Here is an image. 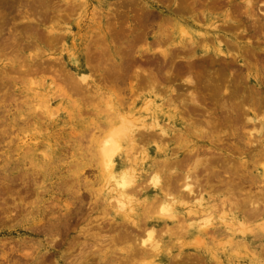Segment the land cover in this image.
Listing matches in <instances>:
<instances>
[{"label": "rangeland", "instance_id": "1", "mask_svg": "<svg viewBox=\"0 0 264 264\" xmlns=\"http://www.w3.org/2000/svg\"><path fill=\"white\" fill-rule=\"evenodd\" d=\"M218 46L225 55L214 54ZM263 79L264 0H0V264H250L255 254L264 261ZM120 117L132 135L116 172L134 184L122 212L98 153ZM155 174L160 189L149 183ZM185 183L194 195L182 192ZM165 195L182 201L172 219L155 211ZM201 196L213 202L212 225L190 235L188 211ZM54 222L65 231L56 234ZM145 228L159 253L137 247Z\"/></svg>", "mask_w": 264, "mask_h": 264}, {"label": "bare ground", "instance_id": "2", "mask_svg": "<svg viewBox=\"0 0 264 264\" xmlns=\"http://www.w3.org/2000/svg\"><path fill=\"white\" fill-rule=\"evenodd\" d=\"M195 1V0H194ZM199 2V1H198ZM176 4V3H175ZM190 4V3H189ZM203 4V3H202ZM201 4V5H202ZM205 5V4H204ZM186 6V5H185ZM178 7V6H177ZM203 7V6H202ZM205 7H207V6H205ZM176 8V7H175ZM181 8V7H180ZM187 8V7H186ZM235 8V7H234ZM181 9H183V8H181ZM185 9V8H184ZM188 9V8H187ZM190 9V8H189ZM196 9V8H195ZM194 9V10H195ZM198 9V11H199V8H197ZM252 8H250V10H251ZM250 10H248V11H250ZM245 11H246V9H245ZM252 11V10H251ZM192 12V11H191ZM193 12H195V11H193ZM241 12V11H240ZM253 12V11H252ZM251 12V13H252ZM236 13V12H235ZM259 14V13H258ZM240 15V14H239ZM253 15V13L251 14V16ZM262 15H263V13H262ZM237 16V15H236ZM250 16V15H249ZM198 17V16H197ZM226 17V16H225ZM232 20V19H231ZM167 21V20H166ZM170 21V20H169ZM259 21V20H258ZM168 23V22H167ZM252 23V22H251ZM256 23V22H255ZM228 25V24H227ZM232 25V24H231ZM251 25V24H250ZM253 25V24H252ZM220 27V26H219ZM223 27V26H222ZM258 28H259V26H258ZM210 29V28H209ZM221 29V28H220ZM238 29V28H237ZM261 29H262V27H261ZM234 30H235V28H234ZM181 32V31H180ZM262 32V31H261ZM163 33V32H162ZM165 33V32H164ZM166 34V33H165ZM170 34V33H169ZM199 34V33H198ZM201 34V33H200ZM202 35V34H201ZM133 36V35H132ZM168 36H170V35H168ZM223 36V35H222ZM137 37V36H136ZM172 37V36H171ZM170 37V38H171ZM219 37V36H218ZM218 37L217 36H215L214 37V40L216 41V42H218L219 43V40H218ZM168 38V37H167ZM203 38V36H201V39ZM220 38H221V36H220ZM235 38V37H234ZM204 39V38H203ZM209 39V38H208ZM207 39V40H208ZM206 40V39H205ZM204 40V41H205ZM210 40H212V38L210 39ZM209 40V41H210ZM218 40V41H217ZM224 40V39H223ZM230 40V39H229ZM202 41V40H201ZM204 41H202V42H200V43H204ZM213 41V40H212ZM188 42V41H187ZM197 42V41H196ZM209 43V42H208ZM211 43V42H210ZM185 44V43H184ZM212 44V43H211ZM225 44H226V42H225ZM227 44H228V41H227ZM236 44V43H235ZM229 45V44H228ZM185 46V45H184ZM184 46H183V48H184ZM193 47H195V46H193ZM226 47V46H225ZM192 48V47H191ZM182 49V48H181ZM186 49V48H185ZM185 49H183V50H185ZM189 49V48H188ZM193 49V48H192ZM190 50V49H189ZM231 50V49H230ZM229 50V51H230ZM233 50V49H232ZM236 50V49H235ZM186 51V50H185ZM194 51V50H193ZM168 52V51H167ZM177 52V51H176ZM182 52V51H181ZM187 52H188V50H187ZM203 53L205 52V50L204 51H202ZM228 52V51H227ZM231 52V51H230ZM164 53H166V52H164ZM184 53V52H183ZM190 52H188V54H189ZM208 54V53H207ZM215 55H225L226 53L225 52H223L222 51V49H221V47L220 46H218L217 47V49L215 50V53H214ZM213 54V55H214ZM229 54V53H228ZM233 53H231L230 55H232ZM171 55H174V54H171ZM190 55V54H189ZM184 56V55H183ZM212 56V55H211ZM233 56H235V55H233ZM164 57V56H163ZM165 57H166V55H165ZM206 57V56H205ZM229 57V56H228ZM231 57V56H230ZM167 58V57H166ZM169 58V57H168ZM182 58V57H181ZM185 58V57H184ZM196 57H194V59H195ZM198 58V57H197ZM196 58V59H197ZM208 58V57H207ZM209 58H210V56H209ZM254 58V57H253ZM202 59H203V56H202ZM211 59V58H210ZM220 60V59H219ZM225 60V59H224ZM230 60V59H229ZM254 60V59H253ZM190 61V60H189ZM252 61V60H251ZM257 61V60H256ZM263 61V60H262ZM187 62H188V60H187ZM232 62V61H231ZM244 62V61H243ZM229 64V63H228ZM235 64V63H234ZM247 64V63H246ZM250 64V63H249ZM170 65V64H169ZM253 65H255V64H253ZM190 67H191V65H189ZM249 66V65H248ZM194 67V66H193ZM247 67V66H246ZM238 68V67H237ZM189 69V68H188ZM193 69V68H192ZM247 69H249V68H247ZM169 70V69H168ZM236 70V69H235ZM239 70V69H238ZM136 71V70H135ZM170 71V70H169ZM232 71V70H231ZM237 71V70H236ZM243 71V70H242ZM194 72V71H193ZM192 72V73H193ZM234 72V71H233ZM190 72H188V74H189ZM236 73H239V71L238 72H236ZM144 74V73H143ZM195 74V73H194ZM241 74V73H240ZM248 74V73H247ZM138 75V74H137ZM146 75V74H145ZM155 75V74H154ZM168 75V74H167ZM191 75V74H190ZM197 75V74H196ZM193 76V75H192ZM239 76V75H238ZM246 76V75H245ZM245 76H242V78L243 77H245ZM151 77V76H150ZM235 78H237L236 76H234ZM157 78V77H156ZM192 78V77H191ZM241 78V79H242ZM137 79V78H136ZM234 79V78H233ZM254 79V78H253ZM153 80H155V79H153ZM239 80V79H238ZM245 79H243V81H244ZM262 80V79H261ZM149 81H151V80H149ZM263 81H264V79H263ZM151 83V82H150ZM244 83V82H243ZM189 84V83H188ZM238 84V83H237ZM236 84V85H237ZM151 85H154V83H151ZM189 85H191V84H189ZM234 85V84H233ZM239 85H241V84H239ZM247 85V84H246ZM156 86V85H155ZM192 86V85H191ZM196 86V85H195ZM194 86V87H195ZM238 86V85H237ZM248 86V85H247ZM223 87H225V86H223ZM233 87V86H232ZM226 88V87H225ZM237 88V87H236ZM150 89V88H149ZM197 89V88H196ZM227 89V88H226ZM240 89V88H239ZM242 89V88H241ZM252 89V88H251ZM250 89V90H251ZM31 90L34 92V94H35V96L33 97V99L36 97V99H37V96H40V95H42L39 91H40V89L39 88H31ZM260 90V89H259ZM236 91V90H235ZM234 91V92H235ZM243 91V90H242ZM194 92H196V91H194ZM194 92L192 93L193 95H194ZM233 92V93H234ZM258 92V91H257ZM153 93V92H152ZM162 93V92H161ZM197 93V92H196ZM232 93V94H233ZM237 93V92H236ZM241 93V92H240ZM244 93V92H243ZM247 93V92H246ZM33 94V95H34ZM245 94V93H244ZM247 94H249V93H247ZM262 94H264V93H262ZM28 95V94H27ZM32 95V96H33ZM174 95V94H173ZM172 95V96H173ZM190 95H191V93H190ZM235 95V94H234ZM157 96V95H156ZM155 96V97H156ZM242 96V95H241ZM247 96V95H246ZM178 97H179V95H178ZM177 97V98H178ZM195 97V96H194ZM197 97V96H196ZM244 97V96H243ZM242 97V98H243ZM248 97V96H247ZM246 97V98H247ZM30 98V97H29ZM169 98V97H168ZM176 98V99H177ZM198 98V97H197ZM200 98V97H199ZM245 98V99H246ZM251 98V97H250ZM256 98H257V96H256ZM255 98V99H256ZM32 99V98H31ZM45 99V98H44ZM183 99V98H182ZM240 99H241V97H240ZM239 99V100H240ZM244 99V98H243ZM259 99H260V97H259ZM190 100H191V102H195L196 100H197V102H199V100L198 99H195L194 100V98H192V95H191V98H190ZM251 100V99H250ZM264 100V99H263ZM154 101V100H153ZM236 101V100H235ZM234 100H233V102H235ZM242 101V100H241ZM254 101V100H253ZM252 101V102H253ZM261 101V100H260ZM225 102V101H224ZM238 102V101H237ZM246 103H247V101H245ZM244 102V103H245ZM249 102V101H248ZM50 102L49 101H47V99L46 100H44V102L43 103H41L40 102V105H42L43 106V109H46V108H48L49 106H50V104H49ZM150 103V102H149ZM196 103V102H195ZM228 103V102H227ZM230 103V102H229ZM241 103H243V102H241ZM250 103H251V101H250ZM249 103V104H250ZM255 103V102H254ZM258 104H260L259 102H257ZM175 104V103H174ZM198 104V103H197ZM226 104V103H225ZM225 104H224V106H225ZM233 104V103H232ZM231 104V106H233V105H235V104H233L232 105ZM240 104V103H239ZM248 104V105H249ZM261 104H263V103H261ZM145 105V104H144ZM168 105H169V103H168ZM227 105V104H226ZM230 105V104H229ZM256 105V104H255ZM37 106V105H36ZM149 105L147 104L146 105V107H148ZM174 106V105H173ZM186 106V105H185ZM193 106V105H192ZM238 106V105H237ZM247 106V105H246ZM263 106L264 105H262V108H263ZM39 107V106H38ZM155 107V106H154ZM197 107V106H196ZM228 107H230V106H228ZM250 107H251V109L253 108V106H252V104L250 105ZM250 107L248 108V109H250ZM255 107V106H254ZM143 108V107H142ZM199 108V107H198ZM203 108V107H202ZM256 108V107H255ZM261 108V109H262ZM173 109V108H172ZM176 108L174 107V110H175ZM178 109V108H177ZM186 109V108H185ZM200 109V108H199ZM227 109V108H226ZM231 110H232V108H230ZM234 110H235V108H233ZM238 109V108H237ZM236 109V110H237ZM243 109H244V107H243ZM247 109V108H246ZM258 109H260L259 107H258ZM260 109V110H261ZM144 110H146V109H144ZM183 110V109H182ZM242 110V109H241ZM245 110V109H244ZM253 110V109H252ZM255 110V109H254ZM257 110V109H256ZM45 111V110H44ZM239 110H237V112H238ZM243 111V110H242ZM247 111V110H246ZM245 111V112H246ZM232 112H233V110H232ZM244 112V111H243ZM242 112V113H243ZM230 113V112H229ZM240 113V112H239ZM48 114V113H47ZM231 114V113H230ZM241 114V113H240ZM165 115V114H164ZM235 116V115H234ZM238 116V115H237ZM124 118V117H123ZM122 118V120H121V117H120V120H121V122L119 123V124H116V125H114V126H111V128L109 129V131H108V133L104 136V138L102 139V141H100V146H99V149H98V153H99V157L101 158V163H99L100 165H102V173H104L105 174V178H106V180L104 181V183H105V187L108 189V191H110L111 193H113L114 195L113 196H111V199L112 200H114V207L117 209V211H120V212H122L121 210H127V209H129L130 208V202H129V198L128 197H126L125 198V191H126V189L132 184V177L130 176V174H127V172L125 171V172H119V173H117L116 172V158H117V155L120 153V151H121V148H122V143H123V139H125V137H127V135H129V137H130V135H132L131 133H132V128H131V121H129V120H126V119H123ZM234 118V117H233ZM144 119V118H143ZM133 120H135V119H133ZM132 120V121H133ZM140 120V119H139ZM138 121V120H137ZM137 121H136V123H137ZM155 122V121H154ZM142 123V122H141ZM149 124V126L151 127V129H153L152 128V124L151 123H148ZM151 124V125H150ZM155 125V124H154ZM157 125V124H156ZM155 125V126H156ZM249 125V124H248ZM149 127V128H150ZM134 128V127H133ZM242 128H243V126H242ZM105 129V128H104ZM138 129V127H136V130ZM151 129H149V130H151ZM144 130V129H143ZM143 130H140V131H143ZM246 130V129H245ZM244 130V131H245ZM252 130V129H251ZM264 130V129H263ZM137 131H139V130H137ZM136 131V132H137ZM155 131V130H154ZM256 131V130H255ZM145 133H146V131H144ZM152 132V131H151ZM150 132V133H151ZM147 133H148V135H150V133L147 131ZM161 133H163V131H161ZM161 133H158L157 135L158 136H160V134ZM264 133V132H263ZM139 134V133H138ZM152 134V136H153V132L151 133ZM252 134V133H251ZM134 135V134H133ZM137 135V134H136ZM136 135H135V137H136ZM140 135H141V133H140ZM155 135V134H154ZM156 135V136H157ZM157 136V137H158ZM143 137V136H142ZM145 137V136H144ZM150 137V136H149ZM132 138H134V136H132ZM159 138V137H158ZM157 138V139H158ZM160 138H161V136H160ZM165 138V137H164ZM178 138V137H177ZM141 140H142V138H141ZM159 140H162V139H159ZM260 142V141H259ZM133 143H134V141H133ZM137 143V142H136ZM162 143V142H161ZM250 147H251V145H250ZM139 149V148H138ZM258 149V148H257ZM172 151V150H171ZM261 151V150H260ZM97 152V151H96ZM172 153V152H171ZM263 156V155H262ZM99 165V166H100ZM162 165V164H161ZM165 165H167V164H165ZM264 166V165H263ZM101 168V167H100ZM264 168V167H263ZM132 169V168H131ZM131 171H133V169L131 170ZM161 171V170H160ZM263 172H264V170H263ZM133 173H134V171H133ZM168 174V173H167ZM263 175V174H262ZM164 177V176H163ZM264 177V176H263ZM170 179V178H169ZM250 179V178H249ZM252 179V178H251ZM168 181V180H167ZM149 183H150V185H151V187L152 188H154V189H160V185H161V179H160V176L158 177V175L157 174H155V175H153V176H151L150 178H149ZM249 183V182H248ZM103 185V184H102ZM132 185H134V184H132ZM163 186H164V184H163ZM259 186V185H258ZM263 187L262 188H264V184L262 185ZM103 187V186H102ZM132 189V188H131ZM128 190V189H127ZM129 191V190H128ZM258 191V190H257ZM182 192H187L190 196L191 195H194V187L191 185V184H189V183H185V185L183 186V190H182ZM187 195V194H186ZM169 195H165L163 198H162V201H161V204L159 205V203H158V205L159 206H157V205H155L156 207H158V210H157V208H156V210L155 211H157L158 212V214L159 215H161L162 217H164V218H174V215H173V213H171V207H172V205H174V204H176V203H182V201H180V200H178V199H174V197L172 196V197H169V198H167ZM188 196V195H187ZM197 196H199V195H197ZM229 196V195H228ZM179 197V196H178ZM208 197V196H207ZM251 197V196H250ZM179 198H181V196L179 197ZM193 198H194V196H193ZM182 199H184V198H182ZM209 199V198H208ZM251 199V198H250ZM220 200H222V199H220ZM219 200V201H220ZM231 200V199H230ZM246 200V199H245ZM244 200V201H245ZM248 200V199H247ZM256 200V199H255ZM260 200H261V198H260ZM225 201V200H224ZM252 201H253V199H252ZM257 201V200H256ZM259 201V200H258ZM195 202H196V200H195ZM223 201H221V203H222ZM233 202V201H232ZM246 202V201H245ZM251 202V201H250ZM262 202V201H261ZM112 201H111V205H112ZM237 204H238V202H236ZM255 203V202H254ZM257 203V202H256ZM263 203V202H262ZM210 203L207 201V199H205L204 197H200L199 199H198V203H197V205L195 206V209H196V211H188L190 214H193L195 217H194V221L193 222H191V223H189V225H188V234H190V235H192V234H194V231L196 230H204V229H206L208 226H210V225H212L211 224V221H212V218H211V216H213V215H211L210 216V214H211V212H213V211H209V209L210 208H212V207H214L212 204H213V202H212V204L211 205H209ZM223 204V203H222ZM221 204V205H222ZM228 204V203H227ZM235 204V203H234ZM240 204V203H239ZM234 205L235 207L236 206H240V205ZM258 204V203H257ZM256 204V205H257ZM261 204V203H260ZM185 205V204H184ZM194 205V204H193ZM244 205H246V204H244ZM256 205H255V208H257L256 207ZM155 206L153 207V209L155 208ZM230 206V205H229ZM243 206V205H242ZM258 206V205H257ZM222 207V206H221ZM224 207H225V205H224ZM224 207H223V209H224ZM245 206H243V208H244ZM251 207V206H250ZM253 207V206H252ZM190 208V207H189ZM234 208V207H233ZM246 208V207H245ZM244 208V209H245ZM262 208V207H261ZM229 209V208H228ZM187 210H189V209H187ZM211 210V209H210ZM219 210V209H218ZM247 210H249V209H247ZM247 210H245V211H247ZM254 210H256V209H254ZM129 211V210H128ZM237 211V210H236ZM259 211V210H258ZM262 211H264V210H262ZM131 212V211H130ZM188 212H187V214L186 215H189L188 214ZM224 213H230V209L228 210V211H223ZM242 212H243V210H242ZM64 213V212H63ZM147 213V212H146ZM152 213H153V211H152ZM249 213H250V211H249ZM261 213H264V212H260V214ZM202 214H206V215H204V216H202ZM238 214V213H237ZM246 214V213H245ZM256 214V213H255ZM252 215V214H251ZM64 216V215H63ZM65 216H66V214H65ZM226 216V215H225ZM68 216H66V218H67ZM252 217V216H251ZM254 217V216H253ZM252 217V218H253ZM61 218H63L62 216H61ZM60 217L58 218L59 219V221H60V219H61ZM247 218H248V216H247ZM58 219H56V221H58ZM64 219V218H63ZM63 219H61V220H63ZM177 219V218H176ZM192 220H193V218H191ZM190 219V220H191ZM223 219V218H222ZM251 219V218H250ZM65 221H67V220H65L64 219V222ZM177 221V220H176ZM181 221V220H180ZM182 221H184V220H182ZM239 221V224H236V225H239L238 227H240V225H242V226H244V221H241V220H238ZM53 222V221H52ZM68 222V221H67ZM56 222H54L53 224L54 225H52L53 226V228H54V230L53 231H55V233L56 234H58L59 232H60V230L59 231H56V230H58L59 228V223H56ZM60 223H62V222H60ZM96 223V222H95ZM135 227H139V225L135 222V221H133V222H131ZM184 223V222H183ZM183 223L181 222V224H182V226H184L185 225V223H184V225H183ZM248 223V222H247ZM64 225L66 224V226H67V223H63ZM223 224H229V223H223ZM69 225V224H68ZM258 225V224H257ZM260 225V224H259ZM258 225V226H259ZM46 226H47V224H46ZM51 226V227H52ZM114 226V225H113ZM122 226V225H121ZM124 226V225H123ZM131 226V225H130ZM166 226V225H165ZM186 227H185V229L187 228V224L185 225ZM248 226V225H247ZM45 227V226H44ZM61 227V226H60ZM112 227V226H111ZM129 227V226H128ZM144 227H146V226H144ZM236 227V226H235ZM244 227H246V226H244ZM260 227H264V220H263V222H262V225H260L259 226V228ZM45 228H47V227H45ZM49 228V227H48ZM47 228V229H48ZM62 228L63 227H61V230H62ZM126 229L125 230H127V227H125ZM129 228H131V227H129ZM167 228V227H166ZM64 229V228H63ZM123 229V228H122ZM142 229V228H141ZM162 229V228H161ZM185 229H183V230H185ZM195 229V230H194ZM237 229V228H236ZM240 229H241V227H240ZM242 229H243V227H242ZM242 229L241 230H236L237 232H240V234H241V231H242ZM40 230V229H39ZM49 231H50V229H48ZM110 230H111V228H110ZM112 230H114V229H112ZM121 230V229H120ZM124 230V231H125ZM244 230V229H243ZM261 230V229H260ZM64 231H65V229H64ZM67 231V230H66ZM119 231V230H118ZM130 232L131 231H134L133 229H131V230H129ZM153 228L152 229H150V230H147L146 228H145V231L144 232H146L145 233V238L143 237V239H141L140 240V242L139 241H137V242H139V245H137V247L138 246H142V247H149V249L151 250H149L150 252H152V253H155V254H157V253H159V250H160V247H159V245H158V242H155V240L152 238V234L154 235V233H153ZM228 231V230H227ZM43 232V231H42ZM51 232V234L53 233L52 231H50ZM111 232V231H110ZM161 232V231H160ZM159 232V233H160ZM178 232V231H177ZM242 232H244V231H242ZM44 233V232H43ZM54 233V234H55ZM63 233V232H62ZM86 233V232H85ZM96 233V232H95ZM112 233V232H111ZM110 233V234H111ZM113 233H114V231H113ZM119 233V232H118ZM121 233H123L122 231H121ZM124 233H126V232H124ZM142 233V232H141ZM182 233H183V231H182ZM196 233V232H195ZM45 234V233H44ZM49 234V233H48ZM87 234V233H86ZM99 234V233H98ZM128 234V233H127ZM126 234V235H127ZM142 234H144V233H142ZM213 234V233H212ZM212 234H210V235H212ZM37 235V234H36ZM50 235V234H49ZM83 235V234H82ZM158 235V234H157ZM45 236V235H44ZM59 236V235H58ZM90 236V235H89ZM89 236H88V238H89ZM95 236H97V235H95ZM113 236V235H112ZM133 236H134V233H133ZM143 236V235H142ZM214 236V235H213ZM212 236V238H214ZM53 237H54V235H53ZM93 237V236H92ZM154 237V236H153ZM135 238H136V236H135ZM138 238V237H137ZM136 238V239H137ZM72 239V238H71ZM91 239V238H90ZM97 239V238H96ZM119 239H121V238H119ZM118 239V240H119ZM124 239H126V238H124ZM132 239H134V237L132 238ZM135 239V240H136ZM139 239V238H138ZM159 239V238H158ZM215 239V238H214ZM57 240V239H56ZM99 240V239H98ZM122 240V239H121ZM127 240V239H126ZM198 240V239H197ZM202 240V239H201ZM230 240V239H229ZM109 241V240H108ZM129 241V240H128ZM158 241V240H157ZM215 241H218V240H216L215 239ZM214 241V242H215ZM238 241H240V240H238ZM58 241H55V244H58L57 243ZM97 242V241H96ZM96 242H95V244H96ZM195 242H196V239H195ZM194 242V243H195ZM236 242V241H235ZM50 243V242H49ZM53 243V242H52ZM60 243V242H59ZM109 243V242H108ZM134 243H135V241H134ZM198 243V244H197ZM197 243H195L196 245H198L199 246V243H201V242H197ZM213 243V242H212ZM216 243V242H215ZM218 243V242H217ZM244 243V242H243ZM51 244V243H50ZM93 244V243H92ZM98 244V243H97ZM107 244V243H106ZM119 244V243H118ZM133 244V243H132ZM191 244H193V243H191ZM202 244V243H201ZM220 244V242L218 243V245ZM232 245H233V243H231ZM236 244V243H235ZM238 244H239V242H238ZM54 245V244H53ZM82 245V244H81ZM81 245H79V246H81ZM241 245V244H240ZM49 246H51V245H49ZM54 246H56V245H54ZM84 246V245H83ZM91 246H93V245H91ZM203 246V245H202ZM87 248L89 247V246H86ZM102 247V246H101ZM113 247V246H112ZM134 247V246H133ZM137 247H135V248H137ZM233 247V246H232ZM235 247V246H234ZM94 248H97V247H94ZM20 249V248H19ZM45 249V245L44 246H41V249H38L37 250V255L38 254H40L41 252H42V250H44ZM50 251H52V252H55V250H54V248L53 247H51V248H48ZM80 249H84V248H80ZM92 249V248H91ZM97 249H99V248H97ZM103 249V248H102ZM139 249V248H138ZM242 249H244V248H242ZM255 249V248H254ZM14 250V249H13ZM21 250V249H20ZM27 250V249H26ZM94 250V249H93ZM100 250V249H99ZM98 250V251H99ZM122 250V249H121ZM143 250V249H142ZM142 250H141V252H142ZM144 250L146 251V249L144 248ZM148 250V249H147ZM209 250V249H208ZM233 250H235V248L233 249ZM245 250V249H244ZM249 250V248L247 249V251ZM260 250V249H259ZM262 250V249H261ZM264 250V249H263ZM19 251V250H18ZM21 251H23V250H21ZM212 251V250H211ZM253 252H257V250H252ZM251 251V253H253ZM20 252V251H19ZM25 252V251H24ZM36 252V251H35ZM87 252V251H86ZM94 252V251H93ZM126 252V251H125ZM147 252V251H146ZM234 252V251H233ZM249 252V251H248ZM263 252V251H262ZM261 252V253H262ZM18 253V252H17ZM25 253H27V252H25ZM80 253V252H79ZM82 253V252H81ZM88 253V252H87ZM33 254V253H32ZM32 254H30V253H27V254H24V256L26 257V259L29 257H32ZM88 254H90V253H88ZM146 254V253H145ZM236 254V253H235ZM255 254V253H254ZM21 256H23V254H20ZM138 255V254H137ZM177 255H178V253H177ZM211 255H213L212 253H211ZM256 255V254H255ZM255 255L253 256V254H252V258H250L249 259V261H250V264H264V261H262L261 259H260V257L258 256V257H255ZM42 256V255H41ZM45 256V255H44ZM90 256V255H89ZM179 256V255H178ZM25 257H23V258H25ZM103 257H104V255H103ZM102 257V258H103ZM177 257V256H176ZM214 257V256H213ZM213 257H209V258H207L208 260H210V259H212ZM262 257V256H261ZM122 258V257H121ZM124 258V257H123ZM145 258V257H144ZM172 258H173V256H172ZM33 259V258H32ZM120 259V258H119ZM215 259V258H214ZM29 260V259H28ZM43 260H44V258H43ZM131 260V259H130ZM22 261V260H21ZM101 261V260H100ZM23 262V261H22ZM22 262H19V263H22ZM42 262V261H41ZM143 262H144V260H143ZM248 262V261H247ZM106 263V262H105ZM145 263V262H144ZM150 263V262H149ZM219 263H220V261H219ZM69 264V263H68ZM151 264V263H150ZM239 264H242V263H239Z\"/></svg>", "mask_w": 264, "mask_h": 264}]
</instances>
